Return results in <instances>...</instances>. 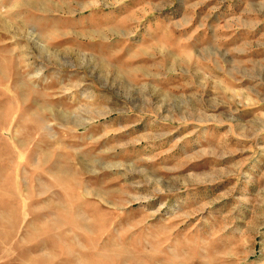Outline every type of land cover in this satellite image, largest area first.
<instances>
[{"label": "rangeland", "instance_id": "1", "mask_svg": "<svg viewBox=\"0 0 264 264\" xmlns=\"http://www.w3.org/2000/svg\"><path fill=\"white\" fill-rule=\"evenodd\" d=\"M0 264H264V0H0Z\"/></svg>", "mask_w": 264, "mask_h": 264}]
</instances>
